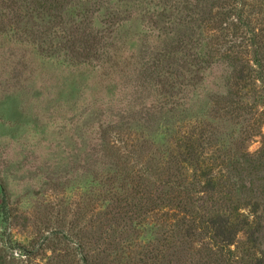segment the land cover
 Segmentation results:
<instances>
[{"label": "rangeland", "instance_id": "1", "mask_svg": "<svg viewBox=\"0 0 264 264\" xmlns=\"http://www.w3.org/2000/svg\"><path fill=\"white\" fill-rule=\"evenodd\" d=\"M199 1L213 3L189 4ZM187 5L73 0L55 19L32 20L0 0V255L6 264L11 258L80 264L83 256L92 264H255L264 257V202L257 248L241 233L221 251L194 217L206 220L228 203L198 193L196 208L185 210L183 197L170 189L193 180V170L178 165L191 136L211 137L205 157L212 164L264 145L259 114L249 121L245 112L224 109L230 64L215 58L199 71L194 65L231 40L243 43L244 58L252 60L247 29L236 39L231 24L229 37L198 20L203 16L190 24ZM242 5L264 46V0ZM184 32L195 36L177 50ZM218 42L226 45L220 49ZM136 204L146 211L136 215Z\"/></svg>", "mask_w": 264, "mask_h": 264}, {"label": "trees", "instance_id": "2", "mask_svg": "<svg viewBox=\"0 0 264 264\" xmlns=\"http://www.w3.org/2000/svg\"><path fill=\"white\" fill-rule=\"evenodd\" d=\"M71 1L73 0H6L7 8L11 10L18 8L21 11H25L28 18L32 20L55 19L57 18L56 14L61 13L64 5ZM163 1L165 6H169L174 0ZM212 1L213 3L209 6H204L199 1L191 7L189 4L191 0H186L188 2L186 9L188 12H191L188 15V19H191L189 23L197 24L198 20H202L203 22L208 20L210 24L212 23L213 29L223 31L224 37L230 36L228 33L225 34V31L233 27L234 32L232 35L236 39L242 38V36H239L241 29H247L249 35L243 37V40L244 43L245 41L248 42V47L254 48L252 60L244 58L248 50L243 43L238 45L231 40L230 42H226V44L230 43V46L222 51V53L221 51L214 50L210 55L206 54L203 60H197L194 65L199 71L209 63L208 60L215 58L230 64L232 73L227 82L228 92L226 96L221 97L225 103L224 109L228 111L229 115H233V112L238 114H240L239 112H245L251 117L249 121L254 119V115L259 114L256 124L260 126L264 124V46L260 45L262 35L260 30L258 31L252 27V22L246 16L242 5V1L244 0ZM19 5L20 7H18ZM241 5L242 9L240 8ZM164 14L163 12L161 15ZM200 16H203V19H198ZM230 24L231 27H229ZM180 34L177 37V43L179 44L177 50L185 47L186 44L192 43L191 36L194 35L193 33L188 34L185 32ZM216 40H219V38ZM78 42L88 45L89 39L77 37ZM226 44L218 42L215 45H219L220 49H222L223 45ZM168 65L174 66L172 60L169 61ZM249 99H253V105L247 102ZM217 101L222 102L220 99ZM249 121L247 120V122ZM211 141V137L204 132L199 138L191 136L185 141L188 144H185L184 151L180 154L178 165L182 166V168H186L187 166L192 169L194 172L192 176L193 180H183L175 184L171 183L170 189L183 197V200L179 204L185 210L188 205L196 208V200L193 197L198 193L215 197L219 196L221 202L228 203L227 207H224L221 212L206 220L197 217V214L194 217L195 221L198 218L201 219L199 223L203 230L221 251L233 245L241 233H245L250 239L253 248H257L258 236L262 233L263 229L261 212L263 211L264 202V145L256 153L251 154L241 151L236 156L227 158V162L224 159L220 164H212V158L205 157L206 151L212 147ZM234 180L242 184H237ZM245 181L249 183L248 186L243 184ZM0 189L4 194L1 186ZM169 201H173V199ZM141 205L136 204L131 208L136 215L146 211ZM7 246L6 244V249ZM9 249L12 248L9 246ZM24 252L23 256L28 253L27 251ZM7 262V257L0 255V264H6ZM9 262L14 264L16 260L11 258ZM80 264H92V262L88 257L83 256L80 259ZM255 264H264V257L257 258Z\"/></svg>", "mask_w": 264, "mask_h": 264}]
</instances>
